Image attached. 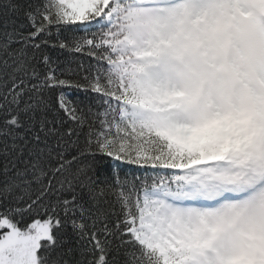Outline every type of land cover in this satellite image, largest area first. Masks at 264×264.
Returning a JSON list of instances; mask_svg holds the SVG:
<instances>
[{"label":"snow or ice","instance_id":"obj_1","mask_svg":"<svg viewBox=\"0 0 264 264\" xmlns=\"http://www.w3.org/2000/svg\"><path fill=\"white\" fill-rule=\"evenodd\" d=\"M0 264H264V0H0Z\"/></svg>","mask_w":264,"mask_h":264},{"label":"trees","instance_id":"obj_2","mask_svg":"<svg viewBox=\"0 0 264 264\" xmlns=\"http://www.w3.org/2000/svg\"><path fill=\"white\" fill-rule=\"evenodd\" d=\"M92 31H96L95 29H93ZM53 55H59V53H53ZM136 166H129L128 170H129V175H132L133 170H135ZM139 174V173H137Z\"/></svg>","mask_w":264,"mask_h":264}]
</instances>
